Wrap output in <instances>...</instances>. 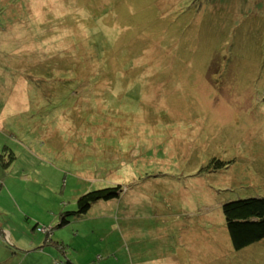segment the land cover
Listing matches in <instances>:
<instances>
[{"label": "rangeland", "instance_id": "obj_1", "mask_svg": "<svg viewBox=\"0 0 264 264\" xmlns=\"http://www.w3.org/2000/svg\"><path fill=\"white\" fill-rule=\"evenodd\" d=\"M248 197L264 0H0V264H264L223 212Z\"/></svg>", "mask_w": 264, "mask_h": 264}, {"label": "trees", "instance_id": "obj_2", "mask_svg": "<svg viewBox=\"0 0 264 264\" xmlns=\"http://www.w3.org/2000/svg\"><path fill=\"white\" fill-rule=\"evenodd\" d=\"M214 170L226 166L222 159H211ZM122 185L91 190L78 199V209L68 214L82 215L92 204L100 200H111L119 196ZM223 212L234 249L241 250L264 239V198L248 197L230 200L223 205ZM66 222V219L63 221Z\"/></svg>", "mask_w": 264, "mask_h": 264}]
</instances>
